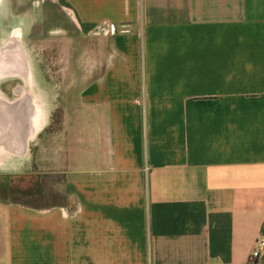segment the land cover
Returning a JSON list of instances; mask_svg holds the SVG:
<instances>
[{"label": "crops", "instance_id": "crops-1", "mask_svg": "<svg viewBox=\"0 0 264 264\" xmlns=\"http://www.w3.org/2000/svg\"><path fill=\"white\" fill-rule=\"evenodd\" d=\"M31 3L0 0L25 41ZM45 6L102 52L76 80L0 84V264H249L264 242V0ZM49 175L64 203L11 199L15 177Z\"/></svg>", "mask_w": 264, "mask_h": 264}, {"label": "rangeland", "instance_id": "rangeland-1", "mask_svg": "<svg viewBox=\"0 0 264 264\" xmlns=\"http://www.w3.org/2000/svg\"><path fill=\"white\" fill-rule=\"evenodd\" d=\"M32 1L34 3H31L26 10L28 15L32 16V22L25 27L29 35L26 41L20 37L18 43H10L14 36L19 38V27L0 25V35L12 33L11 38L8 35L7 40H0V51H3L7 45H14L15 47L22 44V49L18 50H21L25 56L29 80H76V75L80 74L70 73L68 71L70 67L100 63L101 38L93 37L94 39H91L85 34L81 26L79 27L74 23L63 8L52 10L46 7L47 5L45 8L42 7L43 4H47L51 0ZM16 12L21 15L20 10H15ZM114 31L116 28L108 29V31L102 28L93 36L114 34ZM5 32L7 33L5 34ZM109 46L108 43H104V53L107 52ZM91 47L95 49V53L98 55L99 60L97 62L91 61ZM17 80L22 79L11 75L0 78L2 91L8 93V82L12 83ZM3 187L4 185L0 184V193ZM11 193V199L36 207L64 203V191L60 175L40 176L38 179H25L17 176L12 179Z\"/></svg>", "mask_w": 264, "mask_h": 264}, {"label": "bare ground", "instance_id": "bare-ground-1", "mask_svg": "<svg viewBox=\"0 0 264 264\" xmlns=\"http://www.w3.org/2000/svg\"><path fill=\"white\" fill-rule=\"evenodd\" d=\"M19 39L14 36L10 43H18ZM19 46V47H18ZM18 46H6L3 51H0V78L6 76L20 77L23 80H29L28 65L25 56L21 53L20 44ZM18 47V48H17ZM17 48V49H16Z\"/></svg>", "mask_w": 264, "mask_h": 264}, {"label": "built area", "instance_id": "built-area-1", "mask_svg": "<svg viewBox=\"0 0 264 264\" xmlns=\"http://www.w3.org/2000/svg\"><path fill=\"white\" fill-rule=\"evenodd\" d=\"M263 247H264V242L263 241H257L256 247L254 248V250L250 256L249 264H254L258 261V259L262 255Z\"/></svg>", "mask_w": 264, "mask_h": 264}, {"label": "trees", "instance_id": "trees-1", "mask_svg": "<svg viewBox=\"0 0 264 264\" xmlns=\"http://www.w3.org/2000/svg\"><path fill=\"white\" fill-rule=\"evenodd\" d=\"M30 179V178H29ZM32 184V183H31Z\"/></svg>", "mask_w": 264, "mask_h": 264}]
</instances>
